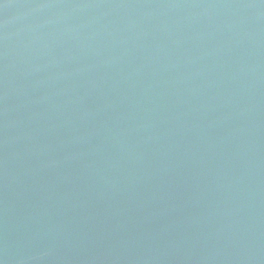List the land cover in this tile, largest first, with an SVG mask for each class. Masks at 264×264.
Here are the masks:
<instances>
[{
	"label": "water",
	"instance_id": "obj_1",
	"mask_svg": "<svg viewBox=\"0 0 264 264\" xmlns=\"http://www.w3.org/2000/svg\"><path fill=\"white\" fill-rule=\"evenodd\" d=\"M0 264H264V0H0Z\"/></svg>",
	"mask_w": 264,
	"mask_h": 264
}]
</instances>
